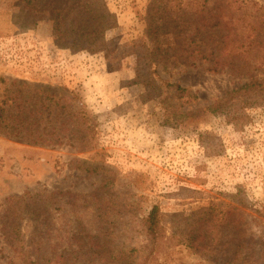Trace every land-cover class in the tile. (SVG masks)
<instances>
[{"label": "rangeland", "instance_id": "obj_1", "mask_svg": "<svg viewBox=\"0 0 264 264\" xmlns=\"http://www.w3.org/2000/svg\"><path fill=\"white\" fill-rule=\"evenodd\" d=\"M101 1L112 22L107 48L136 51L114 73L103 54L64 48L51 21L28 27L21 0H0V108H16L26 83L71 98L96 133L85 153L0 135V223L9 198L60 192L59 204L25 227L34 257L115 264L92 254L94 215L105 213L114 246L133 248L145 243L141 222L157 207L165 239L152 264H264V67L250 61L237 74L160 62L172 35L154 21L155 0ZM245 1L252 16L264 15V0ZM250 32L237 26L238 37ZM248 83L249 91H236ZM28 96L24 90L21 100ZM0 264H19L1 238Z\"/></svg>", "mask_w": 264, "mask_h": 264}, {"label": "trees", "instance_id": "obj_2", "mask_svg": "<svg viewBox=\"0 0 264 264\" xmlns=\"http://www.w3.org/2000/svg\"><path fill=\"white\" fill-rule=\"evenodd\" d=\"M155 3L154 21L162 22L172 35V45L166 50L167 57L160 62L171 60L189 67L197 66L196 62L198 66L210 64L208 72L229 69L237 74L249 72L246 67L250 61L264 67V15L248 13L245 0H155ZM18 11L27 20L28 27L51 21L53 37L64 48L90 55L103 54L110 73L120 71V62L125 55L136 54V51L120 54L117 49L107 48L106 33L112 28V22L101 0H48L43 6L21 0ZM237 26L247 28L252 35L238 37ZM254 31L258 33L253 34ZM138 43L143 46L142 42ZM134 56L137 60L145 58L144 55ZM139 77L143 84H149L145 74L139 72ZM0 82L4 83V80L0 78ZM252 85L244 84L236 91H249ZM17 88L12 99L16 108H0V135L40 147L67 144L77 153L94 149L96 133L91 120L83 110L71 108V98L26 83ZM24 90L31 95L26 101L21 100ZM8 111L17 114H8ZM62 196L60 192L25 193L7 200L0 223V238L19 264H59L57 259L49 260L46 254L34 257L33 250L29 248L31 236L25 232V227L34 213L39 214L36 218L42 216L47 207L57 206ZM230 209L226 205L221 210V223L228 222ZM162 217L159 209L153 207L141 222L139 234L145 243L125 248L111 243L113 233L105 213L95 214L90 223V234L95 237L89 241L92 254L102 262L152 264L158 259L165 239Z\"/></svg>", "mask_w": 264, "mask_h": 264}]
</instances>
